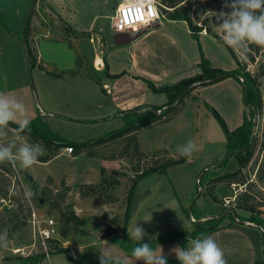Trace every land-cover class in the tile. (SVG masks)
Here are the masks:
<instances>
[{
	"label": "rangeland",
	"instance_id": "1",
	"mask_svg": "<svg viewBox=\"0 0 264 264\" xmlns=\"http://www.w3.org/2000/svg\"><path fill=\"white\" fill-rule=\"evenodd\" d=\"M20 1L25 2L26 6H29V0H0L2 17L5 19L6 13L11 11ZM58 1L62 3L60 0H56V3ZM62 1L63 5H66L65 8L62 7L63 11L69 17L72 14L69 8L72 7L67 0ZM81 1H79V4ZM112 1L108 0L106 5L100 10L111 41L113 40L112 33L115 30L109 17V13L114 12V10H111ZM117 1L122 2V0ZM101 2H104V0ZM79 4L78 6H80ZM57 7L61 6L58 5ZM34 11L40 12L43 15H52V9L46 0H38ZM218 11L220 10L215 5L208 12ZM4 19L0 20V32L5 29ZM161 21L163 24L169 25L170 27L167 26L168 29L179 38L183 55L182 67H189L185 77L200 72L199 62L202 56L207 58L212 66L220 67L224 70L237 68V63L228 48L213 34L199 35L197 39L191 33H186L183 23H177L173 27L164 18H161ZM205 21L206 25L211 27L213 33L222 36L221 31L211 22V13L208 14V18H205ZM200 23L202 25V22ZM202 26L204 27V25ZM62 28L66 29L63 25ZM21 41L23 43V39ZM97 42L98 52H100L102 50L99 47L102 48L103 44L99 40ZM0 47L6 50L9 45L3 39L2 43L0 42ZM114 47L116 46L114 45ZM249 48L255 60H251L246 54L242 55L238 51H234L240 61L246 64V70L255 74L259 69H264V48L259 52H256L255 47L251 45ZM24 53L26 55L24 57L28 59L27 52L24 51ZM112 59L113 56L111 57ZM127 60L128 56L122 57V60L118 61L116 67L120 68V71L124 70ZM38 71L36 65L31 68L28 65L27 78L32 91L36 87V82H38ZM261 81V91L264 94V75ZM18 91L20 89L15 88L12 90L14 94H17ZM243 92L244 86L242 82L234 76H228L213 83L199 85L183 98V103L179 107V111L182 110V112L177 117L175 115L171 121L144 128L139 132L138 143L143 151L153 152L165 149L160 154L161 156L167 154L177 159L184 157L178 153V146L185 144L189 140L196 142L198 151L194 152L191 157H185L188 160L187 163H177L170 166L166 173L159 172L144 177L134 190L133 203L130 202V190L132 188L131 179L134 177V171L132 170L134 167L130 164V156L124 154V147L128 142L127 135L122 137H117V135L109 136L104 143L90 149L91 153L114 161L111 164L114 171L106 169L105 174L109 177V174L112 172L116 176L106 181L104 185L90 183L85 186L83 185L84 187L81 189L79 188L80 185L74 188L73 186H69V189L66 190L65 198L59 199L61 202L60 209L51 207L47 201L38 200V197H40L39 191L43 187L38 185V182H42L49 175L61 178L64 173L69 174L73 182L95 180L97 177L96 169L100 167H97L99 163L94 162L90 155L80 154L76 158L59 155L48 163L38 162L30 169L16 170L13 168L17 173L19 172L15 181H12L5 172L0 171V198L8 197L11 199L8 200V203L11 204L10 208L5 206V203L0 202V229L7 228L9 231V247L8 249H0V264H21L20 259L23 256L15 253L13 250L18 247L30 246L34 241L33 230L28 222L30 211L32 212L33 208L41 214L52 216L57 220V234L55 235V240L51 241L52 244H57L56 251L65 248L74 257L77 256L78 252H82L83 254L93 255L98 258L100 250L109 249L120 262L128 264H144V262L132 257L131 252L110 236L114 232H117V229H124L125 215L131 203V213L126 223L127 234L130 237V231L137 224L138 226H142L147 233L143 238V241L147 242L176 231L186 230L192 232L194 229H199L207 224L214 225L220 219L221 224H226L230 220L231 213L227 212L222 216L223 213L220 214V212L225 207L226 209L223 212L227 208L234 209L235 213H232V215L236 216L237 213L238 218L236 220H248V217L243 214L240 215L237 212L236 200L231 201L229 206H226L225 202V198H229L236 192L240 194L244 191L247 187L246 185L236 183L226 185L220 183L214 187L212 193H209L206 191L204 179L202 185L199 187V174H201V171L206 166H213L207 168L213 169L210 171V175H213V171L231 172L239 167L238 159L233 155L229 157L223 166L214 169V165L220 163L225 157L226 134L214 116L213 110H217L225 119L228 128L233 130L244 121L245 115H250L251 109L245 103ZM167 101L168 98L166 97L164 103L156 106L168 104ZM263 113L264 110L262 113L254 114L255 125L253 134L257 136L258 140L253 161L244 168V172L249 180L258 185L256 171L259 164L264 161ZM38 115L42 116L41 113ZM42 118L55 132L68 140L76 142H85L97 138L120 128L122 125V120L108 124H93L71 122L63 119L55 120V118L46 120L43 116ZM15 132L8 133V136L0 140V142H15L19 146L24 139L20 135L15 136ZM64 149L65 147L61 151ZM44 154H47L46 150H44ZM160 155L158 157H161ZM6 167L9 166L6 165ZM11 170L7 169L5 171ZM88 170L90 171L88 172ZM26 174H30L38 182L31 181ZM207 178L208 175L206 176ZM96 185L99 186L96 187ZM25 187H30L35 193L31 202L23 197V189ZM51 188L54 193H58L63 189L61 183L52 185ZM202 189L204 191L199 195L198 193ZM5 191L7 192L6 195ZM82 191H85V196H82ZM259 200L261 199L259 198ZM20 204L23 205V211L14 216L13 213L16 212ZM70 210L74 211L79 218L84 220L81 226H76L67 219L65 213ZM261 218V226L264 227V212ZM116 221L119 222L120 226H116ZM15 224L18 226L17 230L12 229ZM186 236H189V234ZM263 237L264 232H260L261 245L264 246ZM132 241L137 242L134 239ZM177 246L183 247L179 240L160 242L153 250L159 253L160 249H162L163 254L167 258H176L172 249ZM189 246L187 243V247ZM29 249L34 255L37 254L36 251H40L38 246L35 249L33 247ZM56 251L52 252L50 257L45 255L46 258L41 261V264H99L97 262L83 263L74 261L65 252Z\"/></svg>",
	"mask_w": 264,
	"mask_h": 264
},
{
	"label": "crops",
	"instance_id": "2",
	"mask_svg": "<svg viewBox=\"0 0 264 264\" xmlns=\"http://www.w3.org/2000/svg\"><path fill=\"white\" fill-rule=\"evenodd\" d=\"M46 1L49 2L52 15L34 11L28 35L29 46L37 54L36 67L39 70L38 82L33 91L28 83L27 70L30 63L29 59L24 57L26 47L21 36L25 18L30 11V0L29 6L23 1L16 4L6 13L5 19L0 9V20L4 19L5 26L0 32V42L4 39L9 45L6 50L0 47V92L22 101L26 105L28 119L30 117L32 120L39 113H44L47 115L46 120L55 118L93 124L112 123L122 120L121 114L124 111L165 102L166 94L150 89L144 78L160 86L174 83L187 75L189 67H182L183 55L179 38L168 29L169 25L162 23L161 18L173 27L177 23H183L186 33L190 34L191 30L186 21L168 19L161 15V18L152 24L131 31L130 33L140 32L136 39L124 45H116L114 39L111 41L107 34V27L100 12L108 0H82L80 4V0H67L74 8H69L72 12L69 17L63 11L62 7L65 8L66 5H63L62 0V3H56V0ZM119 3L121 1L113 0L111 10ZM58 5L61 7L56 8ZM62 25L66 29H63ZM200 35L209 33L204 29ZM98 40L103 44L102 48L99 47L102 50L100 52ZM124 56H128V60L125 69L120 71L116 65ZM15 88L20 89L17 94L12 92ZM180 112L182 110L175 114L176 117ZM12 132L15 131L9 127L8 133ZM16 135L20 134L15 132ZM22 137V144L28 143L26 137ZM61 149L43 163H48L59 155L76 158L80 154H87L94 162L99 163L97 167L100 168L96 169L95 180L73 182L66 173L61 178L46 176L42 182L36 181L30 174H26L27 177L38 182L40 186L44 185L47 177L53 178L54 185L61 183L63 179L66 185L74 188L77 185L100 182L102 169L114 171L111 166L113 160L86 150L76 154L74 150L70 153ZM187 162L188 160L183 164ZM15 169L21 170L18 167ZM238 194L239 192H236L230 197L236 195L237 198ZM263 208L264 206V212ZM237 210L240 215L250 217L249 211L240 208ZM253 225L258 226L249 220L238 219L202 237L211 236L216 240L224 251L227 264H255L256 261H264V246L260 241L261 231Z\"/></svg>",
	"mask_w": 264,
	"mask_h": 264
},
{
	"label": "trees",
	"instance_id": "3",
	"mask_svg": "<svg viewBox=\"0 0 264 264\" xmlns=\"http://www.w3.org/2000/svg\"><path fill=\"white\" fill-rule=\"evenodd\" d=\"M158 2L159 11L161 15H164L168 19L186 21L189 25L192 35L195 38L198 39L200 32L205 28L208 33L213 34L218 40H220L224 44L222 36L217 33H213L211 27L206 25L205 18H202L204 13L210 11L215 5H217L218 9L221 10L224 4V0H158ZM37 3L38 0H30V11L28 12L25 18V26L23 34L21 35L27 45L30 68L37 64V54L30 48L28 43V35L30 31L32 15L35 10V7L37 6ZM200 22H202V25H204V27L201 25ZM225 46L228 48L237 63L236 69L224 70L220 67L212 66L209 60L202 56L201 61L199 62L200 72L191 76L184 77L174 83H166L164 85L157 86L150 79L144 78L145 82L147 83L150 89L155 92H164L166 94L168 98V104H164L161 106L151 105L145 107H135L133 109L124 111L121 114L123 121L122 126L97 138H93L85 142H76L68 140L67 138L63 137L62 135L51 129L41 115H37L35 118L30 120L29 129L22 133H18L16 131V129L18 128V124L16 123H10L9 127L21 136L26 137L29 144H42L44 150L47 151V154H43L38 158V161L40 162L48 161L53 154L57 153L61 148L66 146H72L76 154L81 152L82 150L91 152L90 149L92 147L104 143L109 136L117 135V137H122L124 135H127L128 142L127 145L124 147V154L130 156V164L132 165V167H134L132 169L134 171V177L131 179L132 188L130 190V202L133 203L135 192L134 190L144 177L159 172L166 173L170 166L184 162L186 160L185 157L174 159L171 156H168L167 154L161 156L160 154L165 151V149L156 150L153 152L143 151L139 147L138 143L139 132L142 131L144 128L153 126L160 122H167L171 120L173 116L179 112V107L183 103V98L187 94H189L192 89L198 87L199 85L216 82L228 76H234L238 78L244 86L243 93L245 103L250 107L251 111L249 116L245 115L244 121L239 126L234 128L233 130H230L227 126L225 119L220 115V113L215 109L213 110L214 116L217 118L226 134L225 157L220 163L214 165V169L223 166L227 162L229 157L233 155L237 157L239 167L231 172L213 171V175H210V171H212L213 169L210 170L207 168L213 166H206L201 171V174H199V187L200 185H202L204 179L206 182V191L209 193H212L214 191V187L220 183L226 185H232L233 183L239 185H246V189L237 196L236 207L249 211L251 213V216L248 220L253 222L254 224H257L258 226H261V216L263 213L262 207L264 206V161L259 164L256 171V178L259 182V185L249 180V178L244 172V168L250 162L253 161V156L257 145V136L253 134V128L255 125L253 117L254 114L262 113V111L264 110V94L261 91V78L264 75V69H259L258 72L252 74L250 71L246 70V64L240 61L234 49L228 47L227 45ZM251 46L255 47L256 52H259L262 48H264L256 45ZM246 55H248L251 60H255L253 57L254 55H252L250 51H248ZM160 109V113H157L155 111ZM159 155L161 157H158ZM6 165H8L9 167H6ZM0 167L3 170L13 169L12 165L9 163L0 164ZM105 172L106 171L102 169L101 181L97 184L104 185L106 181L116 176L114 173L111 172L108 177ZM207 175L208 178L206 179ZM52 185H54L53 178L47 177L45 184L39 191L40 197H38V200L47 201L49 202L51 207L60 209L61 202L59 201V199L65 198L66 190L69 189V186H67L65 184V181L62 179L61 186L63 189L58 193H54L51 188ZM83 185L85 186L86 184ZM83 185H80L79 188H83ZM99 185H96V187ZM203 191L204 189H202L198 194L200 195ZM4 193L5 195L7 194L6 191ZM85 194V191H82V196H85ZM259 198L261 200H259ZM132 203L128 206V210L125 215L123 226L124 229H117V232H114L110 236L116 242H119L129 252H131V250L139 243L143 242L149 243L150 246L154 249L156 245L160 242H171L179 240L182 243V246L187 248V243L189 240L200 238L204 233L212 232L227 224H231L235 222L238 218L237 213L236 216H233L232 212L230 211V220L226 224H221L220 219L217 220L214 225L207 224L199 229H194L192 232L186 230L176 231L174 233H169L167 235L161 236L159 239H155L151 242H133L132 239L128 236L126 228V223L131 213ZM225 209L226 207L221 210L220 214L224 213L223 211ZM20 211H23L22 204L18 205L16 212L13 213L14 216L18 215ZM65 214L67 219L73 222L76 226H81L84 223V220L79 218L76 213L72 210L67 211ZM115 224L116 226H120L119 222L117 221ZM12 229L17 230V224H15ZM188 234L189 236H186ZM56 245L52 244L53 252H55L57 249ZM56 252H65L67 256L74 261L83 263L97 262L100 264L99 259L93 255H86L82 252H78L77 256L74 257L65 248L59 249ZM45 258V254L39 252L35 255L33 254L25 256V258L23 256V258H21L20 260L21 264H28V262H30L31 264H41V261H43V259ZM167 261L168 264H180L177 258H167ZM120 264L128 263L120 262ZM255 264H264V261H256Z\"/></svg>",
	"mask_w": 264,
	"mask_h": 264
},
{
	"label": "clouds",
	"instance_id": "4",
	"mask_svg": "<svg viewBox=\"0 0 264 264\" xmlns=\"http://www.w3.org/2000/svg\"><path fill=\"white\" fill-rule=\"evenodd\" d=\"M135 3V0H133ZM227 10V11H226ZM216 18V27L222 33L225 45L247 54L250 45L264 47V0H224L223 7L218 12L204 13ZM10 123L18 124L16 131L22 133L29 129L30 120L27 116L26 105L15 96L0 92V140L8 136ZM178 153L184 157H191L198 151L195 141L189 140L179 145ZM44 154L42 144L23 143L17 146L15 142L0 143V164L9 163L13 168L30 169L38 163V158ZM35 193L30 187L23 189V197L31 202ZM258 227L264 232V227ZM147 235L142 226L137 224L130 231V237L136 241H143ZM189 247L172 249L180 264H227L223 249L211 236L195 238L188 241ZM8 229H0V249H8ZM100 264H120L109 249L99 251ZM131 255L144 264H168L162 249L157 253L149 243H139L131 250Z\"/></svg>",
	"mask_w": 264,
	"mask_h": 264
},
{
	"label": "built area",
	"instance_id": "5",
	"mask_svg": "<svg viewBox=\"0 0 264 264\" xmlns=\"http://www.w3.org/2000/svg\"><path fill=\"white\" fill-rule=\"evenodd\" d=\"M161 18V13L159 11L158 0H123L121 3L116 5L114 12L110 15V19L113 23V28L116 31H136L138 28L144 25H150L153 22ZM67 152H72V146L65 147ZM0 171L5 172L12 181H15L19 172L14 169L11 171H5L0 167ZM200 181V179H199ZM236 195L233 197L225 198L226 206H229L231 201H235ZM8 197H1L0 202L5 203V206L10 208V203H8ZM9 204V205H8ZM28 222L33 230L34 241L30 246H23L14 249L15 253H19L21 256H29L32 253L30 247L34 249L38 246L40 251L44 253L47 257H50L53 252L52 242L55 240V235L57 234V220L49 215H43L39 211L33 208L30 212Z\"/></svg>",
	"mask_w": 264,
	"mask_h": 264
},
{
	"label": "water",
	"instance_id": "6",
	"mask_svg": "<svg viewBox=\"0 0 264 264\" xmlns=\"http://www.w3.org/2000/svg\"><path fill=\"white\" fill-rule=\"evenodd\" d=\"M191 5V3H190ZM115 7V5H114ZM211 22L213 25H216V18L215 16H212L211 17ZM140 35V32H120V31H115L113 33V39H114V43L116 45H124L126 43H129L131 42L132 40L136 39L138 36ZM24 45L26 47V52H27V55H28V51H27V46H26V42L24 40ZM157 113H160L161 112V109L160 110H155ZM42 116L44 118H47V115L44 114V113H41ZM232 212V213H235L234 212V209L233 208H227V210L222 214V216H224L227 212Z\"/></svg>",
	"mask_w": 264,
	"mask_h": 264
}]
</instances>
